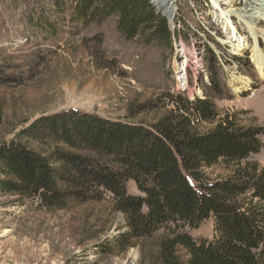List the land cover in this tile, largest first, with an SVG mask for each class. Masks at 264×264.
<instances>
[{
    "label": "trees",
    "instance_id": "16d2710c",
    "mask_svg": "<svg viewBox=\"0 0 264 264\" xmlns=\"http://www.w3.org/2000/svg\"><path fill=\"white\" fill-rule=\"evenodd\" d=\"M68 3L72 26L114 18L125 43L172 54L186 37L179 25L172 30L155 0ZM55 4L62 15L63 0ZM34 23L56 32L45 18ZM217 56L208 48L210 65L221 61ZM213 79L208 88L219 96ZM210 99L207 92L193 99L173 95L171 108L149 125L77 109L38 118L17 138L0 143V195L33 198L49 211L109 203L126 230L104 245L105 254L155 237L151 264H264V167L250 158L262 149L263 129L243 126L234 115L219 118ZM199 123L213 127L201 134ZM215 166L224 169V179L206 178L204 171ZM129 183L135 194L128 192ZM208 219L210 239L188 233Z\"/></svg>",
    "mask_w": 264,
    "mask_h": 264
},
{
    "label": "rangeland",
    "instance_id": "374dc122",
    "mask_svg": "<svg viewBox=\"0 0 264 264\" xmlns=\"http://www.w3.org/2000/svg\"><path fill=\"white\" fill-rule=\"evenodd\" d=\"M155 1L172 30L179 25L186 32L172 54L125 43L114 18L88 27L72 26L68 0H63L65 11L60 16L55 0H0V143L17 138L36 119L68 109L149 125L171 108V96L193 99L207 92L219 118L234 115L243 126L263 129L262 149L250 157L263 168L264 74L258 73L250 55L253 49L264 58V18L255 25L261 30L256 39L249 33L252 28L241 23L234 27L241 39L231 44L242 43L245 51L229 53L234 60L228 58L224 64L221 53L224 47L230 49L224 45V24L226 32L234 33L226 23L224 0ZM251 3L233 2L244 21L253 11ZM41 18L56 32L36 28L34 22ZM208 48L221 61L210 65ZM240 76L251 83L236 93L232 87ZM213 78L219 96L208 88ZM212 127L199 123L197 131L203 134ZM204 173L210 181L226 176L221 166ZM127 190L136 193L133 183ZM125 230L122 215L104 201L49 211L33 198L0 195V264H151L155 237L123 253H103L104 245ZM188 233L210 239L211 219Z\"/></svg>",
    "mask_w": 264,
    "mask_h": 264
},
{
    "label": "bare ground",
    "instance_id": "6f19581e",
    "mask_svg": "<svg viewBox=\"0 0 264 264\" xmlns=\"http://www.w3.org/2000/svg\"><path fill=\"white\" fill-rule=\"evenodd\" d=\"M156 2V1H155ZM157 3V2H156ZM226 3H227V5H228V8L230 7V10L228 9L227 11H224V14L226 15V23L228 24V25H230L231 27H232V29H233V31H234V33L233 34H231V37H232V39H231V41L230 42H232V40H237V39H241L240 37L241 36H239V38H238V36L236 35L237 34V32L235 33V31H236V29L231 25V22L228 20V16H229V14H232L233 13V11H231V9L233 8L232 7V1L230 0V2L228 3V0L226 1ZM234 12H236V11H234ZM263 16H264V4H261V2H259L258 4H256V7H254L253 8V11L247 16V24H246V29H250V28H252L253 29V31H250L249 30V33H250V35H252V37L253 38H257L258 37V32L256 31V28H255V25L258 23V21H260L262 18H263ZM226 30H227V27L225 26V24H224V31L226 32ZM238 31V30H237ZM228 33V32H227ZM229 34V33H228ZM243 38V37H242ZM236 47H237V49H239V47H241V49L243 48V49H245L244 48V46H243V44L241 43L240 44V46H238V45H236ZM237 49H235V50H237ZM239 51V50H238ZM248 51V50H247ZM251 53H253L252 55H251V57H252V59H253V61H254V64H257L258 65V73L259 74H264V58L262 59V57L261 56H259L258 55V53H257V55H256V53L253 51V49H251ZM261 77V76H260ZM264 77V76H263ZM237 79H239V80H236L235 81V83H236V85L235 86H233L232 87V89L236 92V93H238V92H240L242 89H245V88H243V87H248L249 86V84L251 83V81L249 80V79H247V78H245L244 76H240V77H238ZM263 80V79H262ZM245 91V90H244Z\"/></svg>",
    "mask_w": 264,
    "mask_h": 264
},
{
    "label": "built area",
    "instance_id": "2783aa9c",
    "mask_svg": "<svg viewBox=\"0 0 264 264\" xmlns=\"http://www.w3.org/2000/svg\"><path fill=\"white\" fill-rule=\"evenodd\" d=\"M226 1L227 0H224V11H227L228 9L230 10V7L228 8V5H227V3H226ZM232 1V0H231ZM233 2H234V0L232 1V9H231V11H233V13L232 14H229V16L227 17L228 18V20L231 22V24H232V26L233 27H236V26H238V25H240V23L241 24H243L244 26H246L245 24H247L244 20H243V16H242V14H241V12L239 13V12H234V11H236L237 10V8H235V4H233ZM259 2H261V4H264V0H253V3H251L253 6V8L254 7H256V4H258ZM263 18H264V16H263ZM236 23H238V24H236ZM258 24V23H257ZM256 28V27H255ZM256 31L258 32V31H261V30H259V29H256ZM236 32H237V36H238V38H239V36L241 35L237 30H236ZM259 34L261 33V32H258ZM241 38V37H240ZM231 39H232V37H231V34H228L227 32H225L224 31V45H226L227 47H230V49L229 50H227L225 47H224V64L226 63V61L228 60V58H232V56H230L229 55V53H231V54H239V53H241V52H244L245 50L244 49H240V47H239V49H237V47L236 46H232V44H231ZM243 39H247V36H244L243 37ZM235 49H237V50H235ZM239 50V51H238ZM243 54H240V57L242 56ZM251 56V55H250ZM235 57V59H236V56H234ZM240 57H237V58H240ZM233 59V58H232ZM234 60V59H233Z\"/></svg>",
    "mask_w": 264,
    "mask_h": 264
}]
</instances>
